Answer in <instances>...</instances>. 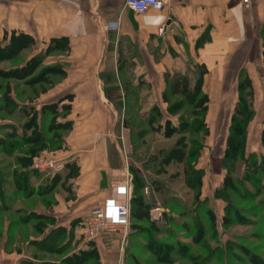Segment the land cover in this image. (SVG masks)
<instances>
[{
    "label": "crops",
    "instance_id": "crops-1",
    "mask_svg": "<svg viewBox=\"0 0 264 264\" xmlns=\"http://www.w3.org/2000/svg\"><path fill=\"white\" fill-rule=\"evenodd\" d=\"M168 1L162 11L136 14L126 7V0H0V38L11 31L29 34L37 42L35 54L54 38L69 41V55L48 59L63 63L66 75L28 106L41 109L73 96L67 118L73 127L65 131L63 148L66 163H75L79 174L55 190L51 207L37 195L18 197L11 204L56 218L58 226L73 232L72 252L80 250L83 243L84 217L111 197L114 175L127 169L122 144L130 155L128 164L134 163V134L126 124L129 111H150L153 106L166 111L163 92L168 72H195L196 65L206 66L203 92L210 99L208 126L220 116L227 117L231 125L240 98V80L249 78L255 114L248 125L247 154L264 152V0L248 4L244 0ZM170 19L178 26L171 23L161 35V27ZM15 124L2 120L0 136ZM30 170L36 175L35 190L54 175ZM220 174L217 187L226 174L223 167ZM6 191L12 196V189ZM144 191L146 196L150 194L149 187ZM2 222L0 264L40 262L4 248L8 249L9 238L18 236V231L9 228L8 217ZM41 238L31 236L33 240ZM95 245L100 263L114 264V254L104 243Z\"/></svg>",
    "mask_w": 264,
    "mask_h": 264
},
{
    "label": "trees",
    "instance_id": "trees-1",
    "mask_svg": "<svg viewBox=\"0 0 264 264\" xmlns=\"http://www.w3.org/2000/svg\"><path fill=\"white\" fill-rule=\"evenodd\" d=\"M12 32V36H14L15 39L9 40V44H4L5 38H8V32L5 33V38L0 40L1 58L10 60L12 59L11 57H18L26 51H30V56L25 62L18 66H14L8 70L0 69V78L9 79L13 77L17 81H27V87L41 85L39 94L41 95L47 92L49 88H52L58 82L57 79L61 80L66 75V70L63 66L57 64L56 66H49L40 74H37L38 66L46 62L51 54L57 53L59 55L69 49L68 38H54L46 49L35 54L37 42L34 37L24 32ZM7 38L6 40H8ZM11 52L13 55H9ZM207 72L208 70L204 65H196L195 72L191 70L185 73L168 72L166 75V89L163 92V101L167 104L166 111H163L159 106H153L150 111H142L140 114L142 122H140L137 127L133 125L136 121L137 114L135 116L131 113L128 114L129 120L126 121V124L132 129L134 134L133 144L135 153L139 150L140 145H143L144 149L146 148L149 150L155 138L162 136L163 141H168L173 135L182 134L175 146L167 151H158V156H162L158 165L160 167L163 165H171L172 163L178 166L188 165L189 158L193 160L200 155L204 148L203 142H198L196 138H194L192 140V145L196 146L197 144V149L193 148L189 151L187 150V146L183 145V141L185 142L186 140L185 134L192 133L196 135L202 133L203 136H205L209 133L207 114L210 99L209 96L203 92L204 77ZM47 86L49 88H47ZM240 92L239 102L236 105L229 127L226 150L222 158L223 168L226 170V174L222 184L217 187L215 191L217 193L216 198L222 196L225 202L223 222L226 226L231 225L233 222L230 216V214H232L230 213L232 205L235 207L232 209L233 212L237 209V205L232 201L233 195L231 190L239 192V199L244 203V207L247 205L246 208L249 209L248 211H251V214L253 212L252 209L254 210V207H256L254 206L255 197L264 193V152L262 154H247L248 125L255 114L254 91L249 78L240 80ZM10 93L11 89L9 88L6 93V100L11 102ZM66 99H68V102L64 103ZM72 99L73 96L70 95L67 98L45 104L41 109L28 106V103L24 104V106L20 108L23 114L18 116V120L15 121L16 124L10 131L0 136V150L7 156L13 157L15 155V163L18 166L11 177L14 181V187L10 188L13 191H11L13 196H8L6 190L8 189L9 180L7 175H4V173L2 174L0 171V218L4 212H9L11 204L8 202L15 201L18 197L29 198L37 195L41 197L46 206L51 207L54 203L52 195L55 190L60 186L65 187L70 179L78 176V166L75 163L69 162L66 163L63 174L59 173L48 176L46 180L40 184L38 190H35L33 178H35L36 175L31 173L30 170L33 158L49 147V145H46L48 135L45 133V127H47V132L50 131L53 133L70 131L72 129L73 122L67 119L72 111ZM185 107H190L192 109L191 112H183ZM44 117L46 121H48V124L43 120ZM188 117L192 119L190 120ZM175 118L177 119V123L175 122ZM148 135H151V140L146 142L145 139ZM56 140L60 141L59 145L61 147L64 142V135L62 138L61 136L60 138L56 137ZM52 141L53 138L50 142ZM262 143L264 146V131L262 133ZM158 156H156V158ZM240 160L244 163V166L242 175L238 176L235 173L234 167ZM193 161H195L194 168H186L187 170H185L189 174V178H187L185 184L190 191H196L197 189L198 195H201L204 186L202 178L204 170L201 168H199L200 170L198 168L196 169V160ZM130 170L133 175V197L131 201V226L134 229L132 234L133 237L139 238L138 236L141 234V231L139 232V227L141 226L146 236H149V234H147L149 231L159 229L162 231L164 228L161 224L168 225L167 222L173 220V215L176 214L175 211L169 210L167 213L165 211L162 220H153L151 208L154 204L153 201L149 199L150 197L146 196L144 191L146 187L150 186L147 185L144 173L139 171L135 163L130 165ZM177 177L179 176L176 174L174 178H171L177 179ZM168 182H171L169 178ZM151 185L153 191L159 194L167 195L172 190L171 183L165 186L160 180L152 181ZM207 200L209 199H205L203 202ZM169 203L175 204L171 201H169ZM177 207L178 206H176V208ZM180 210L184 211V209ZM194 211L196 216V205L193 212ZM16 213L19 214V218L16 222L11 221L9 226L10 229L15 225H24L33 222V229L39 237H42L39 240L35 239L31 242L37 250L33 258L40 262L36 263L32 260H28L23 262V264H101L95 243H89L86 247L72 252L73 232H69L68 229L63 226H58L56 218L49 215L38 214L37 211L28 210L26 208H19L16 210ZM206 216L212 226L217 224L218 220L215 209L209 208L206 212ZM196 221L197 219L194 217L191 231L194 230L197 223ZM258 221L261 223V220H257L256 224L259 223ZM189 234L193 238L195 244L196 227L194 232ZM178 241H180V239H178ZM234 244L230 242L231 246L239 247L242 251L238 253L239 257L246 262L243 253H249L248 250L250 247L244 245L243 242L236 245ZM148 245L152 244L145 243V246L148 247ZM167 246L173 248L172 244L168 242ZM181 246L187 250L184 249L183 251V249L179 247L175 250L174 255L181 254L183 255L182 257L185 258L190 246L186 244H182ZM180 250L183 252H180ZM156 253L159 254V251H156ZM40 254L61 257L59 260H47L39 257ZM252 254L256 255V258ZM249 256V262H253V264H264L263 256L255 254L254 252H250ZM174 257H171V259H174ZM171 259L170 262L174 261Z\"/></svg>",
    "mask_w": 264,
    "mask_h": 264
},
{
    "label": "rangeland",
    "instance_id": "rangeland-1",
    "mask_svg": "<svg viewBox=\"0 0 264 264\" xmlns=\"http://www.w3.org/2000/svg\"><path fill=\"white\" fill-rule=\"evenodd\" d=\"M7 35L8 38H6L8 40H6L5 35L4 37L0 38V40L5 38V45L9 44V40L15 39L14 36H12V31L8 32ZM64 54L69 55V49H67ZM9 55H13V53L11 52V54ZM57 55V53L51 54L48 59H50L52 56L54 57ZM1 56L2 54L0 53V69L8 70L25 62L30 56V51H26L15 58L11 57L12 59L10 60L1 58ZM57 64L63 66V63H55L46 60V62L41 63L38 66L37 74H40L49 66H56ZM57 81L60 80L57 79ZM27 86V81H17L13 77L9 79L0 78V122L2 120H9L14 122L17 121L18 116L23 114L20 108L24 106V104L35 103V101L42 96V94H39V92L41 91V85H35L33 87ZM9 88L11 89V102L6 100V93L8 92ZM47 88L49 87L47 86ZM191 110L192 109L190 107H185L183 109V112H191ZM141 112L142 110L137 111L136 109L133 110V112L129 111V113L133 114V116L137 114L136 121L133 123V125H135L136 127L140 122H142V120L140 119ZM188 118L190 119V117ZM43 120L48 124V121H46L45 117L43 118ZM210 120H212V118ZM213 120L209 121L210 126L208 135L203 136L202 133L196 135L192 133L185 134L184 136L186 140L185 142L183 141V145L187 146V150L189 151L193 148L197 149V144L196 146L192 145V140L194 138H196L198 142H203L204 148L202 152L198 157H196V159H193L196 160V169L206 168V171H203L204 174L202 175L204 186L201 195H198L197 189L196 191H190L185 184V181L187 180V178H189V174L185 170L192 169L195 166V161H193L191 158L188 159V165L178 166L175 163H172L171 165H163L161 167L158 165V162H160V159H162V156H158V151H167L171 147L175 146L178 140H180L182 134H175L173 135V137H170L168 141H163L162 136H160L159 138H155L153 140L151 148L149 150H147L146 148L144 149L143 145H140L139 150L134 153V156L133 153L131 154V156H133L132 159L136 164L135 166L142 170L147 185L150 186V194L148 195V197H150V200L153 201V204H156L155 207L152 206L151 214L152 212H154V210L157 209H161V211L163 212V216L165 214V211L167 213L169 210L175 211L176 214L173 215L174 217L171 222H167L168 225L163 223L161 224L164 228L162 231H160L159 229L147 232L149 236L145 235L144 229L141 226L139 227V232L141 231V234L138 236L139 238H134L132 235L134 229L131 226V233L128 244L126 246V250L122 257L114 255V264H253V262H249L248 259L250 258V252L259 254L264 258V217H262L264 216V193L258 195V197H255L254 206L256 207H254V210L252 209L253 212L251 214V211H248L249 209L246 208L247 205L244 207V203L239 199V192L231 190L233 195L232 201L237 205V209H235L233 212L232 209L235 207H233L232 205L230 211V213L232 214H230V216L233 222L231 223V225L226 226L223 222V216L225 214V202L222 196H218V198H216L217 193L215 192V188L218 186L221 178L220 172L223 167V159L221 158L224 156L226 150L230 122L228 121L227 117L225 118L223 116H220L218 118V121ZM175 122L177 123L176 118ZM44 130L48 135V141L46 145H49V147L46 150L40 152L38 156L33 158L31 167H33V164L35 162L41 159L47 160V157H52L55 160H66V156H64L65 152L63 145L60 147V141L56 140V137L60 138L61 136L62 138L65 132H47V127H45ZM52 138L53 141L50 142ZM145 140L146 142H148V140H151V135H148ZM254 144L255 141L250 143V150L254 147ZM65 147L67 148V144ZM120 147L124 157V166L125 168H129L130 174L132 175L130 165L128 164L127 160L130 155H127V150L125 149L123 144ZM156 156L158 157L156 158ZM15 157V155L13 157L7 156L2 153V150H0V171L2 172V174L4 173V175L6 174L8 180H10L8 182V189L14 187V181L11 177L13 176L14 170H16L17 168ZM243 166L244 163H242L241 160L235 164V173L238 176L242 175ZM64 171L65 168L58 173L50 170L44 174H63ZM176 174L179 177H177V179H173ZM216 177L217 180L215 179ZM168 178L171 181L170 183L172 187V190L169 192V194L164 195L157 192L155 193L151 185L152 181L160 180V182H163L166 186L167 184H170L168 182ZM131 188L133 190V184ZM7 194L8 196H10L9 193ZM205 199H209L210 201L207 200L208 202H203V200ZM169 201L174 202L175 204L169 203ZM8 203L11 204V202ZM14 203L16 202H13V204L10 205L11 208L9 212H5V214L0 218V232H2L4 227V224L2 222L3 219L8 217L10 221L16 222L19 218V214L16 213V210L21 205H15ZM195 205L196 216L195 211L193 212ZM176 206H178L179 208H176ZM209 208H213L216 210L218 221L215 226H212L210 221L207 219L206 212ZM180 209H184V211H181ZM194 217L197 219L196 222L198 223H196L195 226V244L193 238L189 234L191 232H194L195 230L194 227V230L191 231V229L193 228ZM254 220H261V223L258 221L259 223L257 222L258 224H256V221ZM33 224V222H29L24 224L23 226L15 225L13 230L18 231V236L10 237L8 249L5 245L4 248L11 253H17L21 251V253L26 254L27 257L33 258V256L37 253L35 246H33V244L31 243L33 241V239H31V236H37L35 230L33 229ZM199 231L201 232V234ZM14 235L16 234L14 233ZM178 239H180V241H178ZM2 240L3 239H1L0 237V248L2 247ZM167 242L172 244L173 248L168 247ZM230 242L233 244L235 243L234 245L243 242L244 245L250 247V249L248 250L249 253H243V256H245L244 258H246V262L241 260V257H239L238 253L242 252L239 247L231 246ZM145 243H150L152 245H148L147 247L145 246ZM182 244L190 246L185 258H183V255L181 254L174 255L175 250L179 247L182 248L183 251L184 249H186L181 246ZM156 251H159V254H157ZM183 251L180 250V252ZM252 255L256 258V255ZM39 257L47 260H59L61 256L40 254ZM171 257H174V259H171ZM170 259L174 261L170 262Z\"/></svg>",
    "mask_w": 264,
    "mask_h": 264
},
{
    "label": "built area",
    "instance_id": "built-area-1",
    "mask_svg": "<svg viewBox=\"0 0 264 264\" xmlns=\"http://www.w3.org/2000/svg\"><path fill=\"white\" fill-rule=\"evenodd\" d=\"M250 0H244L248 4ZM168 0H126V7L136 14H144L148 10L162 11L167 8ZM171 23L178 26V22L170 19L165 23L160 34L165 35ZM66 161L55 160L47 157V160H39L33 164V169L42 173L50 170L58 173L65 168ZM112 195L101 204L94 207L83 219L82 235L83 243L80 249L89 243L103 242L105 247L114 255L122 257L126 250L131 233V201L133 197L132 175L129 168L124 173L114 175L112 183ZM158 211V212H157ZM161 209L152 212V218L160 221L163 218Z\"/></svg>",
    "mask_w": 264,
    "mask_h": 264
}]
</instances>
